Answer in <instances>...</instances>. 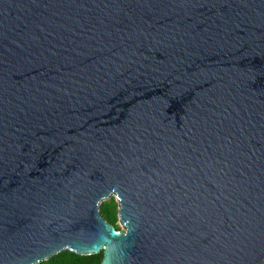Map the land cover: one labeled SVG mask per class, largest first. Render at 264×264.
Returning a JSON list of instances; mask_svg holds the SVG:
<instances>
[{"label":"water","instance_id":"1","mask_svg":"<svg viewBox=\"0 0 264 264\" xmlns=\"http://www.w3.org/2000/svg\"><path fill=\"white\" fill-rule=\"evenodd\" d=\"M66 251L264 264V0H0V264Z\"/></svg>","mask_w":264,"mask_h":264},{"label":"trees","instance_id":"2","mask_svg":"<svg viewBox=\"0 0 264 264\" xmlns=\"http://www.w3.org/2000/svg\"><path fill=\"white\" fill-rule=\"evenodd\" d=\"M100 212L102 217L107 223L114 227L117 232H121L119 226V206L116 203V199L111 197L109 200L104 201L100 207ZM104 258V254L101 253L97 256H80L70 251H66L59 256L52 258L48 262L42 264H101Z\"/></svg>","mask_w":264,"mask_h":264},{"label":"rangeland","instance_id":"3","mask_svg":"<svg viewBox=\"0 0 264 264\" xmlns=\"http://www.w3.org/2000/svg\"><path fill=\"white\" fill-rule=\"evenodd\" d=\"M107 201V200H106ZM119 226H120V224H119ZM120 228H121V232H123L124 231V229L120 226Z\"/></svg>","mask_w":264,"mask_h":264}]
</instances>
